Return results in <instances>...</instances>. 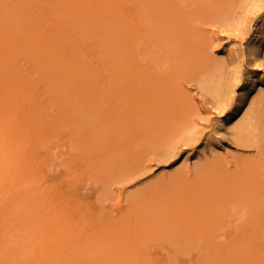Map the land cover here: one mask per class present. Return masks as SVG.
Masks as SVG:
<instances>
[{
	"label": "rangeland",
	"instance_id": "374dc122",
	"mask_svg": "<svg viewBox=\"0 0 264 264\" xmlns=\"http://www.w3.org/2000/svg\"><path fill=\"white\" fill-rule=\"evenodd\" d=\"M260 13L0 0V264H264V134L218 133L259 93L238 102L264 72L249 53ZM213 68L219 97L201 85Z\"/></svg>",
	"mask_w": 264,
	"mask_h": 264
},
{
	"label": "bare ground",
	"instance_id": "6f19581e",
	"mask_svg": "<svg viewBox=\"0 0 264 264\" xmlns=\"http://www.w3.org/2000/svg\"><path fill=\"white\" fill-rule=\"evenodd\" d=\"M256 21L257 22L255 24L254 34H253V36H251L252 39L250 41L249 53H250V55L253 56L255 63L258 66H260L261 70H262V68H264V62L261 61L260 59L264 58V50H263V57L262 58L259 55V50H260V47L262 45H264V13L262 15L260 13V15H258ZM253 27H254V25H253ZM228 44H229V42H228ZM237 49H238V47L235 49L236 53L238 52ZM236 56H237L236 60H239V62H240V64L238 66L241 68L243 65L241 62L242 61L241 55L238 54ZM213 69H216V68H213ZM254 70L256 71V69H254ZM259 72H261V71H259ZM239 73L241 74V71ZM254 73L255 72H253V74L249 72L247 75H245L246 77L245 76L244 77L246 79L243 82L241 81L242 85L240 84L241 85V92L239 90L240 96H239L238 102H240L242 99H246V97H248V96L251 97L253 94V91L254 92H255V90L259 91L258 95L256 94V96H252L251 98L248 99L249 102L247 105H245L247 107H246L245 114L243 113L244 114L243 117L239 120H236V121L231 120L233 122H231L230 120L224 121L222 118L219 119V121H218V133L219 132L221 133L222 131L227 129V131L231 135H233V137L239 143L244 144L246 146L258 145L262 141L263 134H264V127L262 124L263 121H261L262 119L260 118V114H258V109H257L260 107L261 102L264 100V88H263L264 87L263 86V84H264L263 73L264 72L262 74H258L256 72L258 75H255ZM204 75H205V73H204ZM204 75H202L200 78L202 87L204 89L212 92L215 96L219 97V95H216V94L217 93L220 94L219 92L222 90L221 87H222L223 79H224L223 72L218 68L214 71L211 70L209 74L206 71V75L205 76ZM242 101H241V103H242ZM235 110H237V109H235ZM215 129H217V128H215ZM209 148H210V146H209ZM183 159L188 162V161H191L193 159V156L191 154H188L185 152Z\"/></svg>",
	"mask_w": 264,
	"mask_h": 264
}]
</instances>
